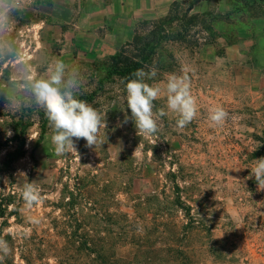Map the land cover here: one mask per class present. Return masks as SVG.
Segmentation results:
<instances>
[{"label":"rangeland","instance_id":"1","mask_svg":"<svg viewBox=\"0 0 264 264\" xmlns=\"http://www.w3.org/2000/svg\"><path fill=\"white\" fill-rule=\"evenodd\" d=\"M216 1L204 12H191L193 0L175 4L167 17L137 24L112 54L72 55L78 98L106 113V139L88 147L74 138L76 152L60 155L31 90L55 63L35 51L52 43L58 54L60 43L46 40L42 0L0 4V202L10 214L0 239L11 249L3 264H89L96 256L111 264H264V190L248 178L264 157V91L246 88L254 75L244 66L264 60V2ZM240 47L247 57L236 64ZM142 53L140 69H157L147 83L163 90L169 75L189 77L197 116L185 128L164 91L154 101V113H167L157 133L139 136L124 122L128 79L116 69ZM215 107L229 114L223 126L209 119ZM26 183L40 192L31 207Z\"/></svg>","mask_w":264,"mask_h":264},{"label":"clouds","instance_id":"2","mask_svg":"<svg viewBox=\"0 0 264 264\" xmlns=\"http://www.w3.org/2000/svg\"><path fill=\"white\" fill-rule=\"evenodd\" d=\"M3 3L4 0H0V4ZM6 18V11H0V25ZM156 75L157 69L154 67L149 71L138 69L134 73L136 78L125 83L126 96L123 97V102L131 116L125 112L124 122L131 119L139 136H153L159 130V118L167 115L164 109H160L158 113L153 111L154 101L160 98L162 91L166 93L167 108L178 115V128H185L197 116V103L191 92L189 77L186 74H171L162 90L160 86L146 82ZM81 85L79 68L59 58L55 60L47 79L31 82L36 104L44 110L53 129L51 140L58 155L68 150L76 152L74 138L84 139L88 147H97L106 139V132L104 139L100 136L101 130L107 128L106 113L101 114L92 105L78 98ZM228 118L229 114L223 107H215L210 111L209 119L215 126H223ZM252 177L257 183V190H264V157L254 160L248 178ZM22 196L29 207L40 202V192L34 183L24 185ZM10 251L7 241L0 239V264H3Z\"/></svg>","mask_w":264,"mask_h":264},{"label":"crops","instance_id":"3","mask_svg":"<svg viewBox=\"0 0 264 264\" xmlns=\"http://www.w3.org/2000/svg\"><path fill=\"white\" fill-rule=\"evenodd\" d=\"M39 4L40 25L45 28L48 41L59 42L58 54L52 49L35 51L36 58L54 61L59 58L71 63V56L77 53L98 54L104 56L116 52L136 33L137 24L167 17L173 6L185 0H42ZM219 0L216 3H219ZM226 0H223L225 3ZM212 0H193L195 10L208 9ZM199 3V6H198ZM197 8V9H196ZM41 34L44 31L40 30ZM236 64H243L247 52L240 47ZM43 56V57H42ZM262 60V59H261ZM256 67L245 64L253 76L246 88L252 91H264V60ZM38 69V68H37ZM40 73V72H39ZM39 79H47L41 75ZM259 82L260 86H255ZM11 81L7 83V95H11ZM21 91L24 92V84Z\"/></svg>","mask_w":264,"mask_h":264},{"label":"trees","instance_id":"4","mask_svg":"<svg viewBox=\"0 0 264 264\" xmlns=\"http://www.w3.org/2000/svg\"><path fill=\"white\" fill-rule=\"evenodd\" d=\"M262 2L264 1H261V0H249L247 1V5L249 6V8H253L255 7L256 5H260L262 4ZM143 54L142 53V57L140 59V61H137V62H132L128 65H123L122 67L116 69L117 72L116 74L119 75L120 77L122 78H126V79H135L136 77L134 76V73L140 69V67L142 66V62L144 61H147L148 58L147 57H143ZM4 197L1 198V202H0V220L3 219V218H6L8 217L10 214L8 213V205L9 203H6V205H4ZM99 263V264H111L113 261L111 260H107V259H102V257L100 258L99 256H96L95 258H92L91 261H89V264H96Z\"/></svg>","mask_w":264,"mask_h":264}]
</instances>
